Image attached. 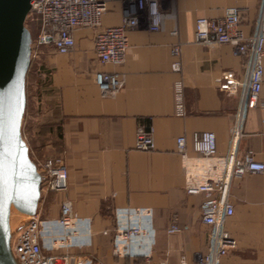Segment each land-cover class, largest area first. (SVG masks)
<instances>
[{"label":"crops","instance_id":"crops-1","mask_svg":"<svg viewBox=\"0 0 264 264\" xmlns=\"http://www.w3.org/2000/svg\"><path fill=\"white\" fill-rule=\"evenodd\" d=\"M261 0H173L163 13L160 29L140 27L128 32V50L120 66L97 61L95 30L78 29L73 47L61 52L42 46V73L48 77L47 105L40 115L49 139L44 144L68 166L69 189L49 193L50 217H57L64 198L78 217L89 223L90 246L79 251L77 264H199L207 252L210 228L201 221V209L215 193L190 194L185 172L176 154V138L213 132L217 150L211 158L197 156L188 146L192 176L219 179L227 166L230 139L240 95L247 83V65L234 48L215 49L194 43L199 17L221 18L227 8L240 9L239 29L250 36L255 29ZM122 5L110 2L102 26L120 23ZM175 32V34H172ZM179 47L172 56L171 47ZM179 62V70L172 68ZM264 68V58L262 59ZM117 71L123 87L102 96L94 76ZM181 82L184 115L174 107V86ZM264 76L259 103L245 113L235 144V154L251 151L264 164ZM138 128L154 129L152 151L134 149ZM233 214L224 228L236 247L217 264H264V170L234 178L228 189ZM50 201V202H51ZM149 208L154 244L148 256L122 258L111 244L115 210ZM176 219L179 230L167 233Z\"/></svg>","mask_w":264,"mask_h":264},{"label":"built area","instance_id":"built-area-1","mask_svg":"<svg viewBox=\"0 0 264 264\" xmlns=\"http://www.w3.org/2000/svg\"><path fill=\"white\" fill-rule=\"evenodd\" d=\"M173 0H31L27 16L37 24L36 42L40 46L51 45L65 52L73 47V33L78 29L95 30L93 45L97 61L102 65L120 66L126 59L128 32L140 27L150 32L160 29L163 13ZM110 2L122 5L120 23L102 26V17ZM240 9L227 8L221 18L199 17L195 21L194 43L215 49L222 44L231 45L234 51L245 58L247 83L240 95L235 123L230 139L231 149L227 166L219 179L196 180L192 176L188 146L203 158L216 154V136L213 132H195L190 137L176 138V154L180 157L185 172V188L190 194L215 193V198L201 209V221L210 228L207 252L199 258V264H217L218 260L236 247L235 239L224 228L225 219L233 214L228 200V189L234 178L248 173H259L264 164L254 159L251 151L241 156L235 154L239 129L248 109L259 103L264 68V0L260 1L255 29L244 36L239 29ZM175 34V32H172ZM171 54L179 55V47L173 45ZM179 70V62L172 65ZM102 96H111L124 84L122 74L117 71H99L94 76ZM264 106V102H260ZM174 107L178 116L184 115L181 82L174 86ZM155 148L154 129L138 128L134 149L152 151ZM40 174V198L33 212H21L9 208L7 223L9 251L15 264H77L79 251L90 246L89 223L77 216L72 202L64 198L57 217H50L44 202L49 193H65L69 189L68 166L63 158H48L36 165ZM176 219L167 228V233L179 230ZM152 211L149 208H119L115 210L112 250L122 258L137 259L149 255L154 244L155 231L152 226Z\"/></svg>","mask_w":264,"mask_h":264},{"label":"water","instance_id":"water-1","mask_svg":"<svg viewBox=\"0 0 264 264\" xmlns=\"http://www.w3.org/2000/svg\"><path fill=\"white\" fill-rule=\"evenodd\" d=\"M31 0H0V264H15L9 251V208L33 212L41 180L21 134L25 79L32 38L25 26Z\"/></svg>","mask_w":264,"mask_h":264},{"label":"rangeland","instance_id":"rangeland-1","mask_svg":"<svg viewBox=\"0 0 264 264\" xmlns=\"http://www.w3.org/2000/svg\"><path fill=\"white\" fill-rule=\"evenodd\" d=\"M25 26L28 28L32 38L31 60L25 79V95L26 107L23 120L21 122V134L29 148V155L36 165H39L45 159H57L51 154V151L44 147L49 139L48 128L46 124H41V120L37 116L44 110L47 105L45 92L48 87V77L42 73L41 67L45 58L42 51L46 50L36 42L38 36L37 24L26 18ZM37 114V115H36ZM47 195L44 202L45 206L52 204ZM51 201V202H50Z\"/></svg>","mask_w":264,"mask_h":264},{"label":"trees","instance_id":"trees-1","mask_svg":"<svg viewBox=\"0 0 264 264\" xmlns=\"http://www.w3.org/2000/svg\"><path fill=\"white\" fill-rule=\"evenodd\" d=\"M25 107H26V105H25ZM24 113H25V110H24ZM23 117H24V115H23ZM22 120H23V118H22Z\"/></svg>","mask_w":264,"mask_h":264}]
</instances>
